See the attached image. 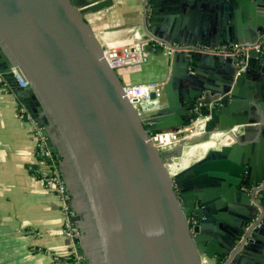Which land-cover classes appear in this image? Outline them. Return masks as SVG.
I'll return each mask as SVG.
<instances>
[{
    "label": "crops",
    "instance_id": "0c3cea01",
    "mask_svg": "<svg viewBox=\"0 0 264 264\" xmlns=\"http://www.w3.org/2000/svg\"><path fill=\"white\" fill-rule=\"evenodd\" d=\"M93 1L96 0H75V3L82 9ZM111 1L109 6H103L98 11L83 13L91 18L89 25L103 48H119L133 41L137 34L158 38L169 44L260 45L257 53L250 51L236 57H226L225 60L196 52V61L192 62L185 53L189 63L188 72L184 71L183 60L176 64V70L180 78L193 77V85L182 88L177 82L168 89L171 104L168 103L165 86L172 75L173 63L169 65L167 61L168 58H175L179 52L166 56L162 51L158 53V48L150 50V58L146 63L124 66L116 71L123 84L158 83L159 97L152 104L141 103L140 115L148 122L158 118L164 124L160 131H184L196 120L192 115L197 113L199 103H205L204 110L208 119H211L209 140H215L214 145L201 147L203 143L200 138L203 134L195 138L197 141L192 146H198L197 149L201 151L193 154L195 158H190L183 168L178 167L176 173L202 159L208 150H220L221 147H232L226 153L225 163L240 156L254 169L262 171L264 0H200V4L197 2L196 5L192 4V0ZM145 49L149 50V47L146 45ZM241 73L243 77L237 82L235 78ZM184 90L189 92L184 93ZM200 91L204 96L195 100L192 113L185 108V97L188 94L195 97ZM21 98L29 104L33 113L26 109L0 73V264H62L51 255L62 256L72 252L76 254L79 264H82L84 257L89 259L86 264H99L86 223L89 205L78 174L55 127L49 124L48 137L45 139L46 142L50 141L54 151V163L64 180L70 208L79 216L76 223L80 231L72 238L65 234L60 197L48 190L39 177L33 128L19 117V108L22 106L41 128L46 122L43 119L44 111L29 94H23ZM222 98L223 101H220ZM163 109L165 111L159 112ZM229 127H238V130L231 133ZM217 133L223 142L216 137ZM184 139L180 138L179 141ZM176 144L163 151L167 158L171 156L175 166L179 164L175 161L181 162L185 149L192 148L187 145L181 150ZM263 186L262 182L257 183V189ZM184 187L188 192L186 195L190 193L189 186L176 185L178 194ZM239 188L245 193L223 203L221 206L224 210L212 214L207 221L198 213L200 200L193 198L194 211L189 220L191 232L194 237L201 238L199 245L209 254L205 252L201 257L207 258L209 264H264L262 211H257L251 222L247 221L253 212L250 198H256L258 192L252 186L240 185ZM196 189L199 188L196 186ZM219 197L220 194H216L215 199ZM179 200L185 204L180 195ZM198 219H202L203 228L199 227V231L195 232L193 228L198 226ZM257 222L253 229L252 226ZM241 226L244 228L240 235L237 231ZM251 228L253 231L249 234ZM79 249L83 258L77 253Z\"/></svg>",
    "mask_w": 264,
    "mask_h": 264
},
{
    "label": "water",
    "instance_id": "95a60500",
    "mask_svg": "<svg viewBox=\"0 0 264 264\" xmlns=\"http://www.w3.org/2000/svg\"><path fill=\"white\" fill-rule=\"evenodd\" d=\"M199 1L192 0V4ZM96 2L80 9L75 0H0V73L30 113L22 95L27 93L39 103L46 121L41 125L44 137H48L49 124L55 127L86 194L101 264H200L207 251L199 245L201 238L191 232L193 198L200 200L198 213L207 221L224 210L223 203L245 193L240 185L252 186L258 196L246 195L253 208L247 220L251 222L257 211L264 216V186L257 189L258 182L264 184V169H254L240 156L225 163L232 147H221L208 150L202 159L171 176L166 154L149 140V132L163 129L164 124L158 118L142 119L83 16L112 1ZM179 53L167 61L173 63L165 86L169 104L168 89L177 82L182 88L193 85V77L180 78L176 64L183 60L188 72L185 53L192 62L197 53ZM14 72L25 83L23 87L16 83ZM240 77L242 73L235 80ZM261 89L264 92V85ZM201 91L185 97V108L192 113L195 100L204 96ZM155 98L152 93L151 99ZM200 103L193 119L208 116L205 103ZM210 120L205 121L200 142L209 140ZM46 145L54 154L50 141ZM176 185L189 186L190 193L186 195L184 187L178 194ZM216 194H220L218 199ZM78 217L74 214V226L80 231ZM198 221L195 232L203 228L202 219ZM243 226L237 231L240 235ZM77 253L83 258L80 249ZM88 262L84 257L82 264Z\"/></svg>",
    "mask_w": 264,
    "mask_h": 264
},
{
    "label": "built area",
    "instance_id": "2783aa9c",
    "mask_svg": "<svg viewBox=\"0 0 264 264\" xmlns=\"http://www.w3.org/2000/svg\"><path fill=\"white\" fill-rule=\"evenodd\" d=\"M97 3L91 2L89 5ZM85 20L90 23L91 18L84 15ZM149 47V51L145 46ZM160 49L166 56H171L176 52H191V53H206L209 55L221 57H236L240 54H247L254 50L260 51V45L256 44H233L230 46H214V45H182V44H169L164 40L153 37H142L136 35L133 41H130L119 48L104 47L103 53L108 63L115 69H119L128 65H141L146 63L150 58V50ZM15 80L18 86L23 87L25 83L21 81L19 76L14 72ZM124 93L126 97L136 105V109L140 114V105L143 102L151 103L159 97L158 83L156 82H142V83H125ZM155 93L156 98L151 99V94ZM154 105V104H153ZM201 105V103H199ZM19 117L25 122L29 123L34 135L36 136L37 151L35 156L38 163L39 177L44 186L57 194L62 203V211L64 212L63 225L65 234L69 237L75 238L78 235V229L74 226V212L70 208L69 195L65 188V183L62 178L61 172L54 163L52 153L46 145V139L42 134L41 128L37 122L32 118L28 111L20 106ZM208 117H198L194 122L187 127L184 131H151L149 132V140L151 143L159 148L162 152L166 148L174 146L180 138L199 137L203 134L205 121ZM238 127L230 129L231 133H236ZM170 168V166H169ZM168 168V171H169ZM170 172V171H169ZM170 175H174L171 174ZM53 259L58 260L56 255H51ZM62 264H69L67 261H61ZM74 264H79L77 258ZM200 264H209L205 257H200Z\"/></svg>",
    "mask_w": 264,
    "mask_h": 264
},
{
    "label": "bare ground",
    "instance_id": "6f19581e",
    "mask_svg": "<svg viewBox=\"0 0 264 264\" xmlns=\"http://www.w3.org/2000/svg\"><path fill=\"white\" fill-rule=\"evenodd\" d=\"M194 136H192V137H186L185 139H189V138H193ZM216 137L217 138H219V140L220 141H222L223 142V140L222 139H220V137H221V135L220 134H218L217 133V135H216ZM194 138H197L196 136L194 137ZM185 141H187V140H185ZM194 141H197L196 139L194 140ZM203 144H201V147H208V146H213L214 144V141L213 140H207V141H204V142H202ZM192 145H195V144H191V146ZM198 148V146H192V148L190 149V150H186L185 149V152H183V156H182V158H180V160H181V162L180 161H175L176 163H179V164H177V167H179V168H183L184 167V165L187 163V161L191 158L192 160L195 158L194 156H193V152H194V150H196ZM169 171H170V173L172 174V173H174V172H176V166L175 165H171L170 166V168H169Z\"/></svg>",
    "mask_w": 264,
    "mask_h": 264
},
{
    "label": "flooded vegetation",
    "instance_id": "af4514ba",
    "mask_svg": "<svg viewBox=\"0 0 264 264\" xmlns=\"http://www.w3.org/2000/svg\"><path fill=\"white\" fill-rule=\"evenodd\" d=\"M86 214H87L86 215V223H87V227H88L89 232H90L92 249L94 250V253H95V259L97 261H99L101 258V252H100V248L98 245V239L96 240L97 236L94 232V225H93V221L91 219V215H90V213H86ZM100 263H101V260H100Z\"/></svg>",
    "mask_w": 264,
    "mask_h": 264
},
{
    "label": "rangeland",
    "instance_id": "374dc122",
    "mask_svg": "<svg viewBox=\"0 0 264 264\" xmlns=\"http://www.w3.org/2000/svg\"><path fill=\"white\" fill-rule=\"evenodd\" d=\"M83 16H84V14H83ZM185 140H187V141H185ZM194 140H195V138L193 137V138H189V139H184V140H181V141H179V142H177V147H179L181 150H184L185 149V146H191V144H193L194 143ZM215 141V140H214ZM199 151H201V150H199V149H196V150H194V154H199L198 152ZM174 152H172V154H173ZM172 160H174V159H172ZM175 161V160H174ZM171 165H175L174 164V162H172L171 161V156L169 157V158H166V160H165V166L167 167V169L169 168V166H171ZM179 170V168L177 167V165H176V172ZM176 172H174V173H172V174H175ZM96 240H97V238H96ZM98 245H99V243H98ZM100 260H101V258H100ZM100 260H99V264H101L100 263Z\"/></svg>",
    "mask_w": 264,
    "mask_h": 264
},
{
    "label": "trees",
    "instance_id": "16d2710c",
    "mask_svg": "<svg viewBox=\"0 0 264 264\" xmlns=\"http://www.w3.org/2000/svg\"><path fill=\"white\" fill-rule=\"evenodd\" d=\"M37 151V145L35 147V152ZM58 260L61 261H67L69 264H74L76 261V254L74 252L62 255V256H57Z\"/></svg>",
    "mask_w": 264,
    "mask_h": 264
}]
</instances>
